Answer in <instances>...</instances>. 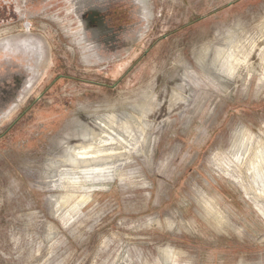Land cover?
I'll use <instances>...</instances> for the list:
<instances>
[{
  "label": "rangeland",
  "instance_id": "1",
  "mask_svg": "<svg viewBox=\"0 0 264 264\" xmlns=\"http://www.w3.org/2000/svg\"><path fill=\"white\" fill-rule=\"evenodd\" d=\"M92 1L118 43L85 39ZM108 3L0 0V42L46 45L0 119V264H264V0ZM105 117L104 185L64 187Z\"/></svg>",
  "mask_w": 264,
  "mask_h": 264
},
{
  "label": "flooded vegetation",
  "instance_id": "2",
  "mask_svg": "<svg viewBox=\"0 0 264 264\" xmlns=\"http://www.w3.org/2000/svg\"><path fill=\"white\" fill-rule=\"evenodd\" d=\"M106 3L109 4L108 0ZM82 8L78 11L79 22L86 33L87 42H92V38L99 43L119 42L122 34L109 24L106 14L108 7L92 1L89 6ZM32 24L31 22L26 26L29 33L32 31ZM45 47L44 41L34 36L0 42V119L10 112L13 105L34 83L45 57ZM17 50L25 55V59L15 56L20 54Z\"/></svg>",
  "mask_w": 264,
  "mask_h": 264
},
{
  "label": "bare ground",
  "instance_id": "3",
  "mask_svg": "<svg viewBox=\"0 0 264 264\" xmlns=\"http://www.w3.org/2000/svg\"><path fill=\"white\" fill-rule=\"evenodd\" d=\"M175 100H177V99L175 98ZM142 112H143V110H142ZM112 113H113V111H112ZM112 119H113V117H112ZM112 119L105 117V118L101 119L99 122L96 121L97 122L96 125L100 129V132H97V130H95L92 127L90 129L84 130V132L80 135V138H79V140H82V141H80L79 143H74V144L69 143L68 146L66 147L65 154H63V156H60L58 159L54 160L53 163L50 162V164H53L54 166L58 165V167H60L62 169L61 174H62V176H64L63 180H65L64 182L66 183V184H64V187H66V186L72 187L74 185H77V187L80 190H88L91 187H93L95 184L104 185V182H103L104 176H105L104 174L106 173V170L108 169L106 164H104V162L108 161L109 157L113 156L112 155L113 152L112 153L109 152V150L112 148H109L107 146L110 145L112 143V141H116L119 143V138L122 139V136H123L118 130V127L120 128V126H117V127L114 126ZM116 132H117V136H114V133H116ZM107 137H110V139ZM259 162H260V159H259ZM259 162H257V163H259ZM67 167H69V168H67ZM70 172H72V174H69ZM261 173H262V171H261ZM93 190H95V189H93ZM93 190H92V192H93ZM74 192L75 191H73L72 193H74ZM88 192L89 191H87L86 194H81L83 197L84 203L86 201H89V199L92 197V194L88 193ZM67 196L71 197L74 195L68 191ZM78 196H80V195H78ZM66 199L67 198H65V200ZM172 251L173 250H171V252ZM171 260H173V259H171Z\"/></svg>",
  "mask_w": 264,
  "mask_h": 264
}]
</instances>
